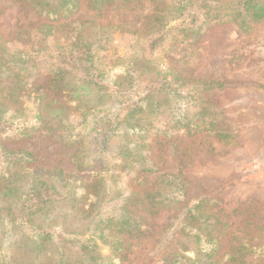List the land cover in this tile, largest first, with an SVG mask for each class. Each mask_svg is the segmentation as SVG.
Here are the masks:
<instances>
[{
	"label": "trees",
	"instance_id": "16d2710c",
	"mask_svg": "<svg viewBox=\"0 0 264 264\" xmlns=\"http://www.w3.org/2000/svg\"><path fill=\"white\" fill-rule=\"evenodd\" d=\"M4 1L28 8L34 25L22 38L0 35V264H103L99 244L109 248V261L125 259L126 239L143 232L146 216L174 209L183 187L176 189L177 175L159 174L151 140L176 133L212 135L226 145L236 139L228 126L219 125L211 96L226 87L224 79L186 75L187 60L173 62L170 56L186 51L212 26L233 24L248 32L264 20V0ZM147 1L153 12L131 45L133 52L119 57L112 71L101 68L87 41V21L65 22L82 4L100 12L111 6L141 8ZM88 89L108 97L112 115L99 116L100 107L83 103L81 92ZM87 118L94 148L112 144V167L96 168L95 158L88 162L92 150L80 130ZM36 131L75 145L74 173L30 168L32 153L2 145ZM205 201L185 205L169 218L158 244L168 249L158 264H184L190 249L191 264H220L214 259L217 219ZM63 205L68 211L58 215ZM11 230L15 241L5 245ZM232 239L237 243L223 259L246 263L245 250L257 247L248 241L253 237Z\"/></svg>",
	"mask_w": 264,
	"mask_h": 264
},
{
	"label": "rangeland",
	"instance_id": "374dc122",
	"mask_svg": "<svg viewBox=\"0 0 264 264\" xmlns=\"http://www.w3.org/2000/svg\"><path fill=\"white\" fill-rule=\"evenodd\" d=\"M152 12L153 7L149 1L141 8L122 9L111 6L100 12L88 10V6L82 4L65 22L87 21L85 37H88L89 43H93L92 50L101 68L112 71L119 57L132 54L130 47L140 36L145 17ZM33 25L34 14L28 8L6 5L4 0H0L1 36L11 38L19 35L22 38ZM140 40L139 43H148ZM169 60H187L183 69L186 75L224 79L226 87L211 93V96L216 102L219 125L228 126L236 139L232 145L202 133H176L169 138L160 136L152 139L150 148L159 174L177 175L179 179L176 181V189L183 186L177 192L180 194L178 203L169 211H161L151 217L144 215L147 226L142 233L126 239L125 259L121 257L109 261V248L99 244V252L104 258L102 262L158 264L168 249V245L162 248L158 244L160 233L170 221L169 218L179 214L177 209L205 199L206 211L217 219L216 230L219 229L215 261L229 264L227 258H223L237 243L232 239L236 235L239 242L253 237L254 240L248 241L257 246L245 250L247 254L244 264H264V89L258 88L264 87V20L251 25L246 33L233 24L212 26L186 51L173 53ZM81 94L83 103L100 107L99 116L112 115L114 112V105L106 95L91 89ZM26 105L31 108L29 104ZM90 122V118H87L80 126V130L87 135L83 140L90 144L92 150L87 153L88 162L91 163V158H95L98 159L94 165L96 168L102 169L105 164L112 167L115 164L111 157L112 144L105 150L94 148L95 141L87 134ZM98 140L102 141V138ZM2 145L7 150H26L32 153L35 161L29 165L30 168H59L66 174L75 172L71 162L72 155L77 151L75 145L54 140L41 132L36 131L29 137L4 140ZM172 151H176L175 157ZM153 177L151 175L148 179ZM66 211L68 206L63 205L58 215ZM13 234L15 231L11 230L4 237L5 245L15 241ZM184 254L187 258L184 264H191L194 250L190 249Z\"/></svg>",
	"mask_w": 264,
	"mask_h": 264
}]
</instances>
